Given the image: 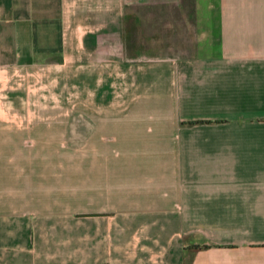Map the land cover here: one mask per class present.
<instances>
[{
    "label": "crops",
    "instance_id": "1",
    "mask_svg": "<svg viewBox=\"0 0 264 264\" xmlns=\"http://www.w3.org/2000/svg\"><path fill=\"white\" fill-rule=\"evenodd\" d=\"M15 73L0 264H264V0H0Z\"/></svg>",
    "mask_w": 264,
    "mask_h": 264
},
{
    "label": "rangeland",
    "instance_id": "2",
    "mask_svg": "<svg viewBox=\"0 0 264 264\" xmlns=\"http://www.w3.org/2000/svg\"><path fill=\"white\" fill-rule=\"evenodd\" d=\"M166 43H168L166 41ZM134 49L135 52H143V53H155V54H164L167 51L165 47H145L141 44ZM132 51V50H131ZM132 51V53H134ZM60 81V80H58ZM63 82V83H62ZM1 83H4L3 88L1 89V97L0 101L3 105V108L6 109L7 115L9 118H25V119H35L37 118L38 111L34 109L36 107L37 98L35 96V85L33 78L26 77L25 79H19L17 73L10 75V77L6 80V84L4 79ZM58 94H51L49 96V100L53 102L65 103V82L61 80L59 87H58ZM48 98V97H45ZM75 101V99H74ZM63 112V111H61ZM59 112V113H61ZM61 118V116H59ZM103 133H111L106 129H103ZM156 146V145H155Z\"/></svg>",
    "mask_w": 264,
    "mask_h": 264
},
{
    "label": "trees",
    "instance_id": "3",
    "mask_svg": "<svg viewBox=\"0 0 264 264\" xmlns=\"http://www.w3.org/2000/svg\"><path fill=\"white\" fill-rule=\"evenodd\" d=\"M202 247H205V246H202Z\"/></svg>",
    "mask_w": 264,
    "mask_h": 264
}]
</instances>
